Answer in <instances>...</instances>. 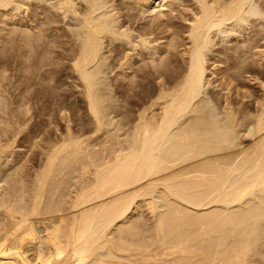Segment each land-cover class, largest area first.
Listing matches in <instances>:
<instances>
[{"label": "bare ground", "instance_id": "obj_1", "mask_svg": "<svg viewBox=\"0 0 264 264\" xmlns=\"http://www.w3.org/2000/svg\"><path fill=\"white\" fill-rule=\"evenodd\" d=\"M50 1L56 13L50 11V6L49 9L41 6V2L45 5ZM172 1L37 0L34 10L29 13L32 6L29 0H0V9L13 5L14 11L21 10L36 18H32L29 24L24 18L17 17V11H0V33L9 38L3 40L14 45L17 43L19 50L16 53L12 51L15 47L6 44L7 51L11 46L12 57L4 59L6 55L2 53L0 57V65L4 67L0 68L3 70L0 75V163L17 150H14L16 143L31 141L37 144L38 132L33 128L41 121V115L57 116L58 121L65 122L64 132L60 130L61 135L56 134L57 139L51 141L48 148L42 147L46 158L43 160L44 156H39L42 162H39L37 171L33 167L36 172L31 178L24 176L28 153H23L27 156L26 162L23 157V162L16 166L8 159L0 168V181L3 182L0 183V264H264V224L261 220L264 202L242 213L228 210L229 205L254 195L258 189L264 190V95L262 100L259 98L254 114H242L245 116L241 117L242 127H245L242 129H245L244 133L247 131L244 136L250 135L253 143L246 146L242 157L236 159L233 155L219 156L233 150L234 135L230 129L228 132L218 129L216 111L206 104L208 96L205 91L206 85H213L212 78L219 74L217 70L220 72L224 68V60L231 61L230 56H237L240 50L242 52L237 57L240 64L237 65L236 59L232 58L237 65L232 66L241 71L236 69L235 72L227 67L229 73L227 75L225 69L224 77L229 81L226 85L223 83L221 91L229 93L230 82L233 84L238 76L234 78V75L244 72L241 69L245 67L243 62L247 59L246 64L249 63L246 53L251 48L257 49L256 40L257 46L253 44L254 47L247 43L251 39L235 42L241 47H236L239 51L234 50L236 54L230 56L227 51L232 46L227 44L226 49L222 46L219 54L225 57L221 55L223 59L209 58L206 52L217 37L245 35L256 26L257 31L258 27L261 28L257 34L263 41V21H255L254 17L264 18V1L195 0L191 6L188 3L187 6L179 5L184 11L177 16L182 15L181 19L188 22L184 27L178 25L179 32H174L179 30L178 26H173L177 30H171L174 25L173 20L170 23L171 15L168 16V13L172 14L171 8L168 13L161 11L163 7H172ZM175 2V6L178 5ZM124 12L133 21L137 14L145 21L147 13H154V17L150 14L152 17L149 20L146 17V20L151 23V29L156 26L162 31L164 28L160 42L155 39L158 38L154 35L156 32L152 33L155 37L151 34L157 31L155 28L150 34L145 30L150 26L144 28L147 34L141 30L143 34L138 35L140 31H134L131 24L128 26L122 19ZM140 16L139 19L136 17V22L137 19L141 21ZM70 19L74 26L68 28L69 34L64 26ZM53 23L57 26L52 35L51 31L50 34L46 31ZM132 30L137 33L136 37H133ZM150 35L154 41H150ZM116 40L125 41L124 46L133 43L134 50L138 48V51L139 47L149 51L151 42H157L162 46L161 50L168 53L171 44L169 49H176L175 53L170 51L169 54L175 55L177 47H181L182 54L181 50L177 51L183 55L185 60L181 58L186 65L181 71L171 73L170 70L178 66L172 69L170 66L175 62L167 54L168 57L160 54L164 63L159 61L160 66L152 68L156 73L148 71L142 77L147 79L148 75H155L160 79L155 89L147 91L156 99L152 98L149 108L138 113L133 125L129 121L133 127L130 139L121 140L113 133L109 140L105 139L106 143L102 141L95 148L96 142L91 143L92 134L83 138L72 126L71 112L77 108L75 103L67 102L70 93L63 88L68 82L63 77L72 79L77 83L75 86L81 88L88 115L96 126L94 131L99 133L106 128L107 119L102 112L101 75L110 59L108 55L114 54L113 47L109 46L115 44L116 49ZM136 50L137 55L133 58L138 57V60L145 56L141 50ZM122 54L121 64L128 65L126 69L134 73L135 59H131L127 50ZM151 61L152 65L158 62L155 57ZM114 63L109 61L108 65L112 67ZM8 65H13L15 70L8 76L14 82L6 81ZM126 72L125 75H131ZM136 76L134 73L133 77ZM260 83L264 84L263 81ZM137 84L139 89L142 88L143 85ZM131 90L134 96L141 93L134 87ZM231 103L226 97L222 108L228 122L234 125L238 112ZM154 106L158 109L151 110ZM41 126L37 124V130ZM255 155L259 158L257 163L252 161ZM246 166H250V173L237 184L235 174ZM155 194L160 196L159 199Z\"/></svg>", "mask_w": 264, "mask_h": 264}, {"label": "rangeland", "instance_id": "obj_2", "mask_svg": "<svg viewBox=\"0 0 264 264\" xmlns=\"http://www.w3.org/2000/svg\"><path fill=\"white\" fill-rule=\"evenodd\" d=\"M37 1V0H36ZM36 1L35 0H29V2H31L30 4H32V6H30V8H31V10L29 9V13H31V11L32 10H34V7H33V5L34 4H36ZM172 1V0H171ZM174 1L175 0H173L172 2H173V5H172V7L171 6H166V7H163V8H161L162 10L161 11H165V13H168L170 10H169V8H171V11H172V14H171V12L170 13H168V16L169 15H171V16H169L170 17V23L172 22L173 23V21H174V25H171V27H172V29L171 30H173V29H175V30H177V29H179V30H177V31H174V32H179L180 31V26H182V27H184L186 24L188 25V22H184V20H182L181 19V17L180 16H182V15H179V16H177L179 13H183V11L184 10H182L181 8L182 7H180L181 5H184V6H187V5H189V6H191V4L193 3V4H195L194 3V1L195 0H176V4H178V5H176L175 6V4H174ZM178 1H180L179 3H178ZM181 1L182 2H184L185 4H181ZM186 1V2H185ZM255 1V0H254ZM256 1H259V2H261V3H263V1L264 0H256ZM27 2V1H26ZM49 2V1H48ZM47 2V3H48ZM53 2V1H52ZM45 3V2H44ZM186 3H188L187 5H186ZM191 3V4H190ZM260 3V4H261ZM166 4V3H165ZM192 4V5H193ZM46 5V6H45ZM45 5H43V3L41 2V6L42 7H46V8H48L49 6V8H52L53 7V4H51V1H50V4L48 3V4H46L45 3ZM180 5V6H179ZM12 6V7H11ZM8 9H5L7 12H12V13H15L16 11V15H18L17 17L19 18V17H22V18H24L29 24H30V22H31V19L33 18V19H36L35 17H32L31 15V17L30 16H27V14L26 13H24V11H18V10H16V11H14L15 9V6H13V5H11ZM35 6V5H34ZM52 6V7H51ZM178 6H179V8H178ZM264 6V5H263ZM173 7H175V9H176V12H174V8ZM48 8V9H49ZM172 8H173V10H172ZM10 9H11V11H10ZM3 10V11H2ZM4 9H0V11H2L3 13L4 12H6ZM13 10V11H12ZM24 10V9H23ZM55 11L54 13H56V10L54 9V8H52V9H50V11L53 13V11ZM123 11H125L126 13H127V11L126 10H124V8L122 9ZM122 10H121V14L123 15V12H122ZM158 11L160 10V9H157ZM167 10H169L168 12H167ZM178 10V11H177ZM158 11H156V12H158ZM179 11H182V12H179ZM23 12V13H22ZM124 12V17H122V19L124 18V20H126V24L129 26L130 24H131V29H137L136 31L138 32V31H140V33L138 32V35L139 34H143L142 32L143 31H141V30H144V28H147V26H150L151 25V23H149V22H147L148 20H149V17H152L151 15H153V17H154V13L153 14H149V13H147V15L148 16H146V17H148V20H146L147 18L145 17V21H143L142 20V16H140L139 14H137V16H138V19H139V16H140V18H141V21H139L138 19H137V22H136V17H134L135 18V21H133V18H128V17H126L125 16V13ZM133 12V11H132ZM131 12V13H132ZM136 12V11H135ZM174 12V13H173ZM1 13V12H0ZM8 13V15H11V14H9ZM2 14V13H1ZM0 14V17L2 16ZM23 14V15H22ZM136 14V13H135ZM133 15V14H132ZM172 15H173V18H172ZM176 15V16H175ZM174 17H176V19L174 18ZM30 18V19H29ZM126 18V19H125ZM178 18V19H177ZM180 18V19H179ZM255 18H257V19H255ZM259 16H256V17H254V20L256 21V20H261V22L264 24V18H259ZM131 20V22H130V20ZM143 19H144V17H143ZM0 20H2V18H0ZM164 21L165 20H167L166 18H164L163 19ZM173 20V21H172ZM128 21H129V24H128ZM132 21H133V23H132ZM178 23H177V22ZM183 21V22H182ZM39 22H41V20H39ZM74 21L73 20H67V22H66V25L64 26V28L68 31V33H69V29H70V27H71V25L72 24H70V23H73ZM144 22V23H143ZM137 23V24H136ZM142 23V24H141ZM186 23V24H185ZM54 24V23H53ZM74 24V23H73ZM184 24V25H183ZM51 26H52V24H50ZM49 25V31H46V32H48L49 34H50V31H51V34L53 35V32H54V30H55V28L54 27H56L57 26V24H54L52 27ZM141 25H142V27H141ZM146 25V26H145ZM178 25H180V26H178ZM72 26H74V25H72ZM144 26V27H143ZM152 26H155V25H152ZM173 26H178V27H176V28H174ZM48 27V26H47ZM51 27V28H50ZM136 27V28H135ZM69 28V29H68ZM141 28V29H140ZM153 28H155L157 31H155ZM152 29H151V26H150V29H149V27L147 28V29H145L146 31H148V33L150 34V32L151 31H153V32H151V34L153 33L154 34V32H156V34H154L155 36L156 35H158L157 37L158 38H155V39H159L161 36H164V31H163V29H162V27H161V29H162V31L160 30V28H159V30H158V28H156V26L155 27H153ZM51 29V30H50ZM53 29V30H52ZM139 29V30H138ZM256 29V30H255ZM259 29L261 30V28H259L258 27V31H259ZM132 30V31H133ZM134 30V31H135ZM144 30V31H145ZM134 31H133V37H136L137 36V33H134ZM145 31V33L144 34H147V32ZM163 32V35H162V33L161 32ZM254 31V32H253ZM258 31H257V26L255 27V28H253V30L250 32V33H244L245 35H242L243 33H239V34H237V36H236V34H234V36H233V34L232 35H221V36H219V37H217L216 38V40H215V42H214V44L209 48V50L206 52V56L207 57H209V58H213V56H217L218 58H222L223 59V55L222 54H219V51H222L223 50V47H224V49H226L227 47H228V45L229 46H232V48H233V46H235L233 49L232 48H230V47H228L229 49H228V51H227V53H228V56H230V55H234V54H236V53H234V50H237L238 48H240L241 47V45H240V43H239V45L237 44V43H235V42H238V41H241L242 39L243 40H250V42H252V44L250 43V42H247V41H245V42H247L248 44H250V45H252L253 46V44H255V42H254V40H256V42L258 43H256L258 46H259V48H258V46L257 47H255V48H257V49H254V48H251V51H249V53L251 52V55H250V57L248 56V54L246 53V56L248 57V64H246L247 62V59H246V61L245 62H243V63H245L244 65H245V67H242L241 69H243L242 71H244L245 72V70L244 69H246L248 72H238V73H234L233 74V72L232 71H230V74L232 73L233 75H234V78H235V76L236 75H238L237 77H236V80L234 79L233 80V84L230 82V86H232V87H230L229 86V88H231L230 89V91H229V93H225V92H222L221 91V88H223L224 87V85H226L227 83H228V81L225 79V74H224V71H225V69H226V72H227V75H228V73H229V68H231V69H237V68H235L234 66H232V65H235V66H237L238 64H240L239 62H237L238 61V59H237V57H238V54L240 53V51L239 50H237V51H239V53L237 52V51H235V52H237L238 54H237V56H233L232 58L233 59H236V62H237V65L236 64H234V63H236L235 62V60L234 61H232L233 59L231 58V56H230V59H231V61L230 60H228V59H225L224 61H225V64H224V70L222 69L220 72H219V70H217L218 72H217V74L219 75H217L216 77H214V78H212L213 79V81H212V84L213 85H206L205 86V91H206V93H207V96H208V101L206 102V104L209 106V107H211L214 111H216V116L215 117H217L216 118V120H217V126L218 127H220V128H218L219 130H221V128H223V130L225 129V131L226 132H228V130L230 129V131H231V133L234 135H232L230 132V134L233 136L232 137V146H233V150L231 151V152H229V153H221V154H219V156H222V155H233L236 159L237 158H240V157H242V155H243V151H244V149L246 148V146H249V144H252L253 143V138L249 135H247V137L246 136H244L246 133H247V131H246V133H244V131H245V129H242V128H245V127H242V124H243V117H245V116H247V114L248 113H255L256 112V110H257V102H259L260 101V99L262 100V96L264 95V90H263V87H264V84L262 85L260 82L261 81H263V83H264V55H263V53H264V36H263V38H261L263 41H261L260 39H259V37H258ZM159 32V33H158ZM264 32V31H263ZM2 33H4V32H2ZM172 33H173V31H172ZM260 33V32H259ZM70 34V33H69ZM152 34V35H153ZM175 34V33H174ZM173 34V35H174ZM242 36H241V35ZM247 34V35H246ZM152 35H150L152 38H151V40L150 41H154L155 39H154V37L152 36ZM241 37H240V36ZM7 35L6 34H4L3 36L1 35V33H0V37H4V38H2V39H0V48H2V49H0V57H1V53H2V55L4 54V55H6L5 56V58L4 59H11L10 57H12V54H11V52H10V49H11V46L14 48V50H12V51H18L19 52V50L16 48L17 46H16V44L17 43H15V45L14 44H11V43H9V42H7L6 40H3V39H5V38H8V36L6 37ZM175 36H177L176 34H175ZM227 36V37H226ZM50 38L52 39V37L50 36ZM49 38V39H50ZM239 38V39H238ZM50 39V40H51ZM163 39V38H162ZM8 40H9V38H8ZM259 40V41H258ZM3 41V42H2ZM5 41V42H4ZM163 42L165 41L164 39L162 40ZM122 41H117L116 40V44H117V46H116V49L114 48L115 47V44L114 45H112V46H109V47H113V49H112V51L114 52V56L110 53L109 55H108V59L109 60H107L108 61V63H109V61H111V63L113 64L114 62V65H112V67L111 66H109L108 65V63H107V65L105 66L106 68H104V73L101 75V81H102V84H101V89L103 90H101V92H103L102 94H103V96H102V98H103V103L104 104H102V112H104L103 114L105 115V122H106V128H107V130H106V128H104L103 130H101V131H99V133H97V132H95L94 131V129L96 128V126H95V124L91 121V117L88 115V112H87V109H86V105H85V103L83 102V96H82V94H80V90H81V88H77L76 86H75V84H77V83H74L73 81H72V79H69V78H67L66 76H64L63 78H64V80H67L68 82L65 84V85H63V88H65V89H67L68 91V93H70V97L68 98V100H67V102L70 104V101H71V103L72 104H74V106L77 108L76 109V111H74L73 113L71 112V114H72V118H73V122H72V126H74L73 128L79 133V135L81 136V137H83V138H86L87 137V134L91 137V134H92V139H91V143H93L94 144V141L96 142L95 144H97V145H95V146H97V147H95L93 144L91 145V146H94L95 148H98L101 144H100V142H102V141H104L105 142V139H108L109 140V137H111L112 135H110V134H116L117 136H120L121 137V140H128V139H130V136H131V133H132V130H133V127H132V125L134 124V122H136V119H137V116H138V113L139 112H141L144 108L146 109V107L147 108H149V105H150V103H152V100L154 99H156V98H154V96L155 95H150L147 91H150V90H152V89H155L157 86H158V82H159V80L160 79H157L156 78V76L155 75H148V78L147 79H144V78H142L144 75H145V73L146 72H150L151 73V71L152 72H154V73H156L155 71H154V69H155V67H157V66H160L159 65V63L160 62H162V63H164L163 61H161L162 60V57L163 56H161L160 54H162V55H166L169 59H171L172 61H174L175 63L172 65V66H170L172 69L174 68L173 66H178L176 69H174L173 71L172 70H170V72L171 73H175L176 71H181V68H182V66H185L186 64H184L185 62H184V57H183V55H181L182 57H183V59L181 58V56H180V51L178 52L177 50L179 49V50H181V54H182V49H180L179 47H177L178 49L176 50V54L179 56H177V55H175L174 53H175V49L173 48V50H171V49H169V48H172L171 47V44L170 43H168V44H170V47H168L167 48V50H168V53L166 52V51H164V50H161L162 49V46L161 45H157V42L155 43H152L151 42V45L152 46H150V50L149 51H145V50H143V49H141L140 47H139V49L142 51V53H143V55H145V56H143L141 59H138L137 60V58H133L132 56H134L135 57V55H137V52H135V50L136 51H138V48H136L135 50H134V48H133V43L131 44V45H128V44H126V46H124L123 45V43L125 42V41H123L122 43H121ZM158 42H160V39L158 40ZM171 42V41H170ZM261 42H262V44H261ZM4 44V46L6 45V44H11V46H9V51H7V48L8 47H6V48H4V46L2 47V45ZM51 44V46H54L52 43H50ZM50 44H48V45H50ZM119 44H121V47L123 48H121L120 47V45ZM154 44V45H153ZM228 44V45H227ZM236 45H238V46H236ZM254 45V46H255ZM120 48H119V47ZM131 46V48H129ZM158 48H157V47ZM223 46V47H222ZM227 46V47H226ZM253 46V47H254ZM125 47L127 48V49H125ZM158 50L159 48V50L158 51H155L156 49ZM236 47H238L237 49H236ZM51 49H54V47H50ZM110 48V49H111ZM119 48V49H118ZM183 48V47H182ZM221 48H222V50H221ZM3 49L5 50L4 52H3ZM57 49V48H56ZM55 49V50H56ZM121 49V50H120ZM219 49V50H218ZM233 51H232V50ZM124 50V51H123ZM125 50H127L128 52H129V55L132 57L131 59L132 60H136V61H138V62H136L135 60H134V62H135V76H136V74H137V76L136 77H133V74L134 73H132L133 72V70L130 72V70L131 69H129V70H127L128 69V65H126L127 66V69H126V66H124L123 64H121V62H122V60H121V57H123V56H121V55H124V54H122V53H124L125 52ZM130 50V51H129ZM131 50H133V51H131ZM139 50V51H140ZM217 50V51H216ZM231 50V52H232V54H231V52H229ZM17 51H16V53H17ZM41 51V50H40ZM117 51V52H116ZM138 51V52H139ZM144 51V52H143ZM151 51V52H150ZM170 51H173L174 53L172 54V52H171V54H169V52ZM216 51V52H215ZM252 51H253V53H252ZM9 52V53H8ZM121 52V53H120ZM130 52H132L131 54H133V55H131L130 54ZM162 52H164V53H162ZM166 52V53H165ZM218 52V53H217ZM242 52V51H241ZM260 52V55H258L257 53H259ZM7 53V54H6ZM116 53V54H115ZM153 53V55H151ZM156 53V54H155ZM215 53V54H214ZM230 53V54H229ZM234 53V54H233ZM255 53V54H254ZM261 53H262V55H261ZM54 54V53H53ZM107 54H108V52H107ZM117 54H118V56H117ZM119 54H120V56H119ZM159 56H158V55ZM217 54V55H216ZM10 55V56H9ZM50 55V54H49ZM48 55V56H49ZM111 55H112V57H111ZM117 56V58H118V60H117V58H116V56ZM171 55V56H170ZM173 55V56H172ZM175 55V56H174ZM218 55H222L221 57H219ZM255 55V56H254ZM256 55H258V56H256ZM51 56H52V54H51ZM54 57H55V61H56V56L55 55H53ZM147 56H148V58H147ZM160 56H161V59H160ZM263 56V57H262ZM146 57V58H145ZM153 57H155L156 58V61H158V62H154V63H156V64H153L152 65V61H151V58H153ZM159 57V58H158ZM171 57V58H170ZM259 57H261V58H259ZM130 58V57H129ZM150 58V59H149ZM166 58V57H165ZM167 58V59H168ZM174 58H176V59H174ZM225 58V57H224ZM23 59V58H22ZM146 59H147V61H146ZM263 61H262V60ZM121 60V61H120ZM163 60H164V57H163ZM209 60V59H208ZM226 60H228L227 61V63L229 64V65H227L226 66ZM240 60V59H239ZM139 61H141V62H139ZM160 61V62H159ZM165 61H166V59H165ZM178 61V62H177ZM182 61V65L180 64V62ZM229 61H230V63H229ZM262 61V62H261ZM120 62V63H119ZM187 62V61H186ZM234 62V63H233ZM12 63V62H11ZM140 63V64H139ZM177 63V64H176ZM211 63V62H210ZM122 66H121V65ZM137 64H139V66H137ZM148 66H147V65ZM179 64V65H178ZM231 64V65H230ZM111 65V64H110ZM151 65V66H150ZM156 65V66H155ZM241 65H242V63H241ZM243 65V66H244ZM246 65H247V67H246ZM9 66V65H8ZM108 66V67H107ZM120 66V67H119ZM153 66H154V69H152L153 68ZM231 66V67H230ZM5 67H7V66H5ZM121 67H123V69H121ZM140 67V68H139ZM141 67H142V69H141ZM227 67H228V69H227ZM234 67V68H233ZM238 67H240V66H238ZM250 67V68H249ZM0 68H2V65H0ZM107 68H109V69H107ZM112 68V69H111ZM116 68V69H115ZM117 68H119V69H117ZM138 68L140 69V70H138ZM213 68V67H212ZM2 69H4V67L2 68ZM2 69H0V71L2 72H0V75L1 74H3V70ZM125 69V70H124ZM8 70L9 71H7L8 72V75H7V72L5 73L6 74V76L8 77L10 74H12L13 72H15V70H13V65H10L9 66V68H8ZM137 70V71H136ZM228 70V71H227ZM235 70H233V71H235ZM237 70H239V68L237 69ZM237 70L235 71V72H237ZM120 71V72H119ZM121 71H127V72H129V73H127L126 72V74H131V75H125V73L124 72H121ZM223 71V72H222ZM239 71H241V70H239ZM250 71H253V72H250ZM256 71V72H255ZM11 72V73H10ZM107 72V73H106ZM119 73H120V75H119ZM124 74V76H123V74ZM222 73V74H221ZM242 73H244V74H242ZM247 73V74H246ZM256 73V74H255ZM258 73V74H257ZM224 74V75H223ZM240 74V75H239ZM222 75V76H221ZM259 76L260 78H257V76ZM11 76V75H10ZM125 76H128V77H125ZM134 78H132V77ZM119 77V78H118ZM218 77V78H217ZM256 77V78H255ZM126 80H125V79ZM256 80H255V79ZM12 78L10 77H8V79L6 80L7 82L9 81H12V82H14L13 81V79L11 80ZM103 79V80H102ZM117 79V80H116ZM129 79V80H128ZM258 79V80H257ZM261 79V80H260ZM227 82H226V81ZM103 81H104V83L105 84H103ZM131 81H132V83H131ZM217 81V82H216ZM76 82H78V81H76ZM133 82H135V83H133ZM141 82H143V84L141 83ZM18 82H16V84H17ZM137 83H140L141 84V86H142V88H140L139 89V84H137ZM223 83H224V85H223ZM226 83V84H225ZM129 84H131V85H129ZM232 84V85H231ZM104 85V86H103ZM127 85H128V87H127ZM135 86H136V88H135ZM138 86V87H137ZM216 86V87H215ZM218 86V87H217ZM222 86V87H221ZM8 87V86H7ZM68 87V88H67ZM134 87V89L136 90H139L141 93L140 94H138V95H135L134 96V93L132 92V88ZM221 87V88H220ZM142 89H144L143 91H142ZM220 89V90H219ZM128 90V91H127ZM78 91H79V93H78ZM138 91V92H139ZM73 93V94H72ZM128 93V94H127ZM133 93V94H132ZM149 94V95H148ZM151 97V98H150ZM156 97V96H155ZM228 98V100L229 101H231V102H233V103H231L232 105H233V107H236V111L238 112L237 113V122L236 123H234V125H232V124H230L229 122H228V120L226 119V116H225V113H224V111H223V108H222V104H223V101L225 102V98ZM74 98V99H73ZM153 98V99H152ZM260 98V99H259ZM257 99V100H256ZM263 99H264V96H263ZM83 106V107H82ZM83 109V110H82ZM156 109H158V106H154V107H152V109L151 110H156ZM105 110V111H104ZM253 110V111H252ZM69 111V110H68ZM67 111V112H68ZM80 111V112H79ZM82 111V112H81ZM248 111V112H247ZM148 112V111H147ZM106 113V114H105ZM148 113H150V109H149V112ZM253 113V114H254ZM81 114V115H80ZM242 114H245V116L243 115L242 116ZM249 115V114H248ZM136 116V117H135ZM49 117V118H48ZM51 117H52V119H51ZM242 117V118H241ZM129 119V120H128ZM41 121L40 122H36L35 124H36V126L33 128L34 130H35V128H36V131L38 132V135H37V137L38 138H40V139H38L37 137L35 138V141L37 142V144H39L40 143V145H38L39 146V149H38V146H37V144L35 145V144H33L31 141H21L20 143H16L15 144V146H14V150L15 149H17V150H15V152L13 151V153H14V155H13V153L8 157V158H3V160H1V163H0V168H3L4 166H2V165H5V163L7 162V160L9 159V160H13V162H15V163H13L14 165H16V166H18L17 164L19 163V164H21L22 162H23V160H24V158H25V161L24 162H26V155H27V153H28V157L27 158H29V161L27 160V162H26V168H25V170L27 169V172H26V174H25V172L23 173V175L26 177V178H31L35 173L34 172H36L37 170H38V168H39V162H40V164H41V162L42 161H40V160H42V158H40L39 156H44V151L42 152V150L41 149H43L44 150V148L46 147V148H48L47 147V145L48 144H50L51 145V141L53 142L54 140H56L57 138H55L57 135H61L60 134V132L62 131V133L64 132V130H65V122L64 121H62V120H57V116H56V118L55 117H53V116H50V115H41V119H40ZM49 120H53L52 122H49ZM79 120V121H78ZM83 120V121H82ZM134 120V121H133ZM57 121V122H56ZM91 121V122H90ZM129 121H131V122H133L132 123V125H131V122H129ZM79 122V123H78ZM107 122H108V126H107ZM55 123V124H54ZM85 123V124H84ZM92 123V124H91ZM245 123V122H244ZM37 124H41L42 126H41V128H40V130H37ZM52 124H54V125H52ZM56 124H58L59 126H57V127H59L58 128V131H56V129H57V127H56ZM80 124V125H79ZM94 124V125H93ZM84 127H83V126ZM87 125V126H86ZM30 126V125H29ZM45 126V127H44ZM244 126V125H243ZM95 127V128H94ZM225 127H227V128H225ZM83 128V129H82ZM217 129V130H218ZM43 132H42V131ZM46 130V131H45ZM48 130V131H47ZM61 130V131H60ZM79 130V131H78ZM82 130V131H81ZM89 130H90V132H89ZM222 130V131H223ZM244 130V131H243ZM81 131V132H80ZM95 133H94V132ZM225 131H223V132H225ZM48 132H49V134L51 135V137H52V139H51V137L50 136H48L49 134H48ZM91 132H93V133H91ZM115 132H117V133H115ZM44 133H45V136H43L44 135ZM52 133H53V135H52ZM84 133V134H83ZM244 133V134H243ZM57 134V135H56ZM113 134V135H114ZM42 135V137H39V136H41ZM55 135V136H54ZM84 135L86 136V137H84ZM58 136V137H59ZM88 136V137H89ZM46 137V138H45ZM48 137H50L49 139H48ZM48 141V140H50V142L48 143L46 140ZM97 141H96V140ZM41 141V142H39V141ZM94 140V141H93ZM108 140H106V141H108ZM44 141L45 142H47L46 144L44 143ZM127 142V141H126ZM41 143H42V145H41ZM106 143V142H105ZM108 143V142H107ZM17 145V146H16ZM45 145V146H44ZM99 145V146H98ZM41 146V147H40ZM49 146V145H48ZM25 147V148H24ZM32 147V148H31ZM34 147V148H33ZM42 147H44V148H42ZM26 149V151L24 150V149ZM30 148V149H29ZM21 151H20V150ZM33 149V150H32ZM30 150H31V152H30ZM29 151V152H28ZM33 151H34V153H33ZM23 153H25V154H23ZM33 153V154H32ZM42 153V154H41ZM18 156V157H17ZM42 156V157H43ZM24 157V158H23ZM19 158V159H18ZM21 158H22V160H21ZM38 158H39V160H38ZM46 157L44 156L43 157V160L45 159ZM252 161H253V163H257V162H259V158H258V156L257 155H255V156H253V159H252ZM27 163H28V165L29 164H31L30 166H28L27 165ZM23 164H25V163H23ZM29 167V168H28ZM31 167H32V169H31ZM33 167H35V169H36V171H35V169L33 168ZM13 168H15L16 169V167H14L13 166ZM34 169V170H33ZM1 170V169H0ZM2 170H4V169H2ZM14 170V169H13ZM29 170V171H28ZM32 171V172H31ZM250 171V166H246V167H244L243 169H241V170H239L238 172H236V174H235V179H237V184H239V183H241V182H243L244 180H245V178L248 176V174L250 173L249 172ZM27 174L29 175V177H27ZM32 174V175H31ZM1 177H2V174L0 175ZM31 176V177H30ZM0 177V178H1ZM2 181H0V183H1ZM1 184H3V182L1 183ZM4 185H7V184H4ZM74 189V188H73ZM72 189V190H73ZM75 190V189H74ZM155 197L157 198V199H159V195L158 194H155ZM264 202V190H260V189H258L255 193H254V195H248V196H246L241 202H236V203H233V204H231V205H229L228 206V210H229V212H232V213H235V214H237V213H242V212H245V211H247V209H250L252 206H255V205H258V204H260V203H263ZM262 220V222H263V224H264V217L261 219ZM264 227V226H263ZM263 232H264V230H263ZM263 242H264V239H263Z\"/></svg>", "mask_w": 264, "mask_h": 264}]
</instances>
